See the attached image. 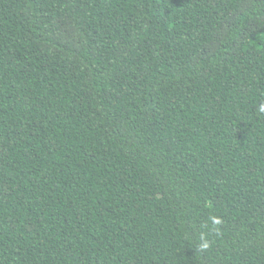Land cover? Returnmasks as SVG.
I'll list each match as a JSON object with an SVG mask.
<instances>
[{
	"label": "trees",
	"instance_id": "16d2710c",
	"mask_svg": "<svg viewBox=\"0 0 264 264\" xmlns=\"http://www.w3.org/2000/svg\"><path fill=\"white\" fill-rule=\"evenodd\" d=\"M0 264H264V0H0Z\"/></svg>",
	"mask_w": 264,
	"mask_h": 264
}]
</instances>
